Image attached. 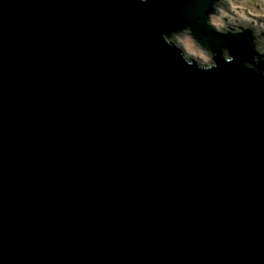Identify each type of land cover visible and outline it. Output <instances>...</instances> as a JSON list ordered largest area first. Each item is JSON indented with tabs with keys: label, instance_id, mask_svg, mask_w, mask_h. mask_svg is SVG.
I'll list each match as a JSON object with an SVG mask.
<instances>
[{
	"label": "water",
	"instance_id": "water-1",
	"mask_svg": "<svg viewBox=\"0 0 264 264\" xmlns=\"http://www.w3.org/2000/svg\"><path fill=\"white\" fill-rule=\"evenodd\" d=\"M218 6L0 0V264H264V27Z\"/></svg>",
	"mask_w": 264,
	"mask_h": 264
},
{
	"label": "bare ground",
	"instance_id": "bare-ground-1",
	"mask_svg": "<svg viewBox=\"0 0 264 264\" xmlns=\"http://www.w3.org/2000/svg\"><path fill=\"white\" fill-rule=\"evenodd\" d=\"M231 11H232L231 15L240 17V18L248 20V21L251 20L249 14H247L244 9H240V8H237L234 5H232L231 6ZM228 14H230V13H226V12L223 11L220 16L224 17L225 22H229L230 21L231 23H233V17L228 16ZM220 16L218 17L219 22L223 24ZM181 44L189 52L188 53L189 56H192L195 60H197V62L199 64L201 63L203 66H207L205 53H204L203 50L198 49L196 52H194L193 51L194 46H193L192 42L190 40H187V39L183 40V42H181Z\"/></svg>",
	"mask_w": 264,
	"mask_h": 264
},
{
	"label": "rangeland",
	"instance_id": "rangeland-1",
	"mask_svg": "<svg viewBox=\"0 0 264 264\" xmlns=\"http://www.w3.org/2000/svg\"><path fill=\"white\" fill-rule=\"evenodd\" d=\"M229 2L235 4L237 7L245 9L246 11H248L249 13L253 14V15H260V16H264V0H228ZM214 25H217L216 23H218V19H214L213 21ZM187 40H191V38H185ZM184 38H179L178 41L181 45V47L184 48L185 52L188 54L189 52L186 50V48L181 44V42H183V40H185ZM193 44V42H192ZM194 46V44H193ZM198 49L193 48V51L196 52Z\"/></svg>",
	"mask_w": 264,
	"mask_h": 264
},
{
	"label": "clouds",
	"instance_id": "clouds-1",
	"mask_svg": "<svg viewBox=\"0 0 264 264\" xmlns=\"http://www.w3.org/2000/svg\"><path fill=\"white\" fill-rule=\"evenodd\" d=\"M140 3L142 4H147L148 3V0H140ZM212 65L209 63L208 64V67H211Z\"/></svg>",
	"mask_w": 264,
	"mask_h": 264
}]
</instances>
